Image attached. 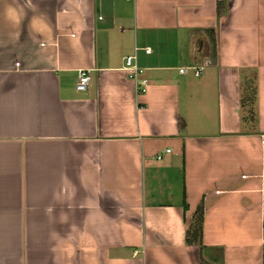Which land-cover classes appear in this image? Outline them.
Returning <instances> with one entry per match:
<instances>
[{"label": "crops", "instance_id": "1", "mask_svg": "<svg viewBox=\"0 0 264 264\" xmlns=\"http://www.w3.org/2000/svg\"><path fill=\"white\" fill-rule=\"evenodd\" d=\"M0 264H264V0H0Z\"/></svg>", "mask_w": 264, "mask_h": 264}, {"label": "built area", "instance_id": "2", "mask_svg": "<svg viewBox=\"0 0 264 264\" xmlns=\"http://www.w3.org/2000/svg\"><path fill=\"white\" fill-rule=\"evenodd\" d=\"M206 35L201 31H194L192 33V41H191V55H192V64L182 67L179 69L180 72H192L195 76H199L202 74L204 69L210 66L213 63V52L211 43L207 41L205 38ZM137 49V48H135ZM146 53L151 51L150 47L144 48ZM125 65L124 70L128 73V77L135 79L137 74V66L135 63V55H127L124 57ZM91 81V76L89 71L86 69H81L78 72V76L76 79L75 88L78 91H85ZM139 86L145 85V81H141L138 83ZM141 90H143L141 88ZM166 152H170L171 150L168 148L165 150ZM162 154H157V158L160 159Z\"/></svg>", "mask_w": 264, "mask_h": 264}, {"label": "trees", "instance_id": "3", "mask_svg": "<svg viewBox=\"0 0 264 264\" xmlns=\"http://www.w3.org/2000/svg\"><path fill=\"white\" fill-rule=\"evenodd\" d=\"M211 46H212V52H213V56H214V51L217 48L215 40H214V42L211 43ZM199 211H200V214L197 218L198 224H197L196 228H194V230H192V227H189L187 242L188 243L193 242V243L200 245L201 239H202V208H200Z\"/></svg>", "mask_w": 264, "mask_h": 264}, {"label": "rangeland", "instance_id": "4", "mask_svg": "<svg viewBox=\"0 0 264 264\" xmlns=\"http://www.w3.org/2000/svg\"><path fill=\"white\" fill-rule=\"evenodd\" d=\"M197 218L198 217H194L193 220H192V222L190 223L191 224L190 227H192V230H194V228H196V226L198 224Z\"/></svg>", "mask_w": 264, "mask_h": 264}]
</instances>
